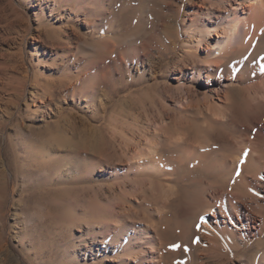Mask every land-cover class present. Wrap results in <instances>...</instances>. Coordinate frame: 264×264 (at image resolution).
I'll return each mask as SVG.
<instances>
[{
	"label": "bare ground",
	"instance_id": "1",
	"mask_svg": "<svg viewBox=\"0 0 264 264\" xmlns=\"http://www.w3.org/2000/svg\"><path fill=\"white\" fill-rule=\"evenodd\" d=\"M189 7L193 33L184 47L194 51H183L170 69L162 98L145 91L138 113L108 116L106 134L87 126L77 140L60 130L32 135L30 157L45 180L61 164L44 161L53 147L93 157L105 145V158L121 160L110 169V187L84 188L81 195L56 188L63 192L53 203L59 213L48 208L43 218L58 232L65 219L73 226L83 221L92 239L112 243L116 264H168L169 235L220 255L221 264H264V0H190ZM104 31L113 35L94 39L95 54L115 36L113 26ZM132 59L140 73L149 64L157 78V57ZM194 77H202L203 90ZM79 87L83 97L93 88L83 81ZM245 248L251 255L238 258ZM199 256L198 264H206Z\"/></svg>",
	"mask_w": 264,
	"mask_h": 264
},
{
	"label": "rangeland",
	"instance_id": "2",
	"mask_svg": "<svg viewBox=\"0 0 264 264\" xmlns=\"http://www.w3.org/2000/svg\"><path fill=\"white\" fill-rule=\"evenodd\" d=\"M189 5L190 0H0V264H116L112 243L92 239L83 221L73 226L65 219L58 232L43 214L48 208L59 213L53 203L64 188L81 195L84 188L110 187V169L120 158H105V145L93 157L53 147L44 161L62 165L45 180L40 163L31 160L29 146L36 143L30 140L55 130L77 140L87 126L106 134L108 116L119 111L128 119L138 113L145 91L162 98L161 84L178 58L194 51L184 47L193 33ZM112 26L111 46L95 54L94 39L112 36L104 31ZM145 53L160 62L155 79L149 64L140 73V63L132 59ZM79 81L93 87L86 97L76 94ZM192 81L203 90L202 77ZM76 168H87L88 174ZM185 224L191 226L192 218ZM175 236L169 235L168 264H198L201 254L204 263L221 264L220 255L211 257ZM250 252L245 248L237 257Z\"/></svg>",
	"mask_w": 264,
	"mask_h": 264
}]
</instances>
